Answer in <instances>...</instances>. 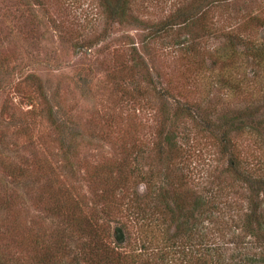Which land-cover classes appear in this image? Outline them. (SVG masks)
I'll list each match as a JSON object with an SVG mask.
<instances>
[{"label":"rangeland","instance_id":"1","mask_svg":"<svg viewBox=\"0 0 264 264\" xmlns=\"http://www.w3.org/2000/svg\"><path fill=\"white\" fill-rule=\"evenodd\" d=\"M180 1L131 0L130 16L115 21L101 0H0L1 257L24 264L46 259L49 264H98L74 243L78 232L72 231L68 240L73 228L59 215L61 199L65 204L77 200L87 218H103L104 206L96 199L111 173L118 194L126 193L111 218L129 219L125 204L132 192L138 197L135 206L147 202L149 207L150 199L139 195L148 187L155 194L165 184L162 166L154 159L163 117L180 149L173 160L185 167L182 173L198 177L207 166L213 168L215 145L184 111L199 109L213 116L214 106L237 102V96L216 83L215 52L226 45L228 29L233 41L240 40L235 49L242 57L236 64L245 60L236 73L239 87L256 93L251 103L264 102L259 85L264 84V66L244 53L246 45H264V0L220 2L207 19V33L176 26L156 33L148 27ZM250 15L254 18L247 21ZM233 141L241 159L256 161L259 152L252 139L242 134ZM124 154L129 155L122 167ZM17 166L24 168V177ZM119 168L129 173L123 187ZM199 183L207 187L208 180ZM226 198L236 201L223 191L221 200ZM243 204L209 214L212 221H201V214L195 228L216 242L226 241L230 233L221 232L223 227L217 233L213 221L239 217ZM148 211L129 225L131 238L145 228L141 220ZM107 223L103 221L105 229ZM158 240L151 238L146 246L155 248ZM177 243L168 241L165 247L160 242L143 264H182ZM65 244L71 246L60 251ZM225 251L231 253L228 245ZM130 263L141 264L139 259Z\"/></svg>","mask_w":264,"mask_h":264},{"label":"trees","instance_id":"2","mask_svg":"<svg viewBox=\"0 0 264 264\" xmlns=\"http://www.w3.org/2000/svg\"><path fill=\"white\" fill-rule=\"evenodd\" d=\"M130 1L101 0L100 3L105 9L107 17L118 21L122 17L130 16L126 13ZM222 1L224 0H181L180 4L173 6L164 19L148 27H155L156 33L175 26L189 32H206L209 30L206 25L209 15L212 11H216L214 7ZM252 18L254 15H250L247 21ZM130 19L136 21L134 17H130ZM230 32L231 30L228 29L224 34L227 38L226 45L220 51L215 52L219 61L216 83L221 87L228 88V93L231 96H237V102L233 105L214 106L216 108L213 110L216 114L213 116L204 114L199 109L184 111L187 116L193 118L198 130L203 129L208 132L211 145L216 147V151L214 150L215 165L212 169H208L207 166L203 174L198 177L182 173L185 167L180 166L179 161L173 160L179 155L180 149L176 146L173 130L168 124L166 125V119L163 117V126L160 125L155 143L154 157L156 156V158L154 159L162 166L163 176L160 180L167 186L164 184L159 188L160 191L153 194L151 191L149 192V182L143 184L148 188L139 196L150 199L149 207H147V202L143 207L135 206L132 202L136 201L138 197L135 192H132V196L129 195L125 204L128 208L126 214L129 219L119 221L116 218H111L115 208L117 209V206L121 204L126 194L124 191L122 194H118L117 181L114 182L111 173L105 190L96 199L104 206L102 219L87 218L80 211L81 208L77 200L73 198H69L67 204H65L67 200L61 199L63 202L62 206L58 207L59 215L62 216L66 225L73 228L68 235V240L72 237V231L73 233L74 231L78 232L79 235L75 236L74 243L91 252L94 262L98 264H131L130 262L139 259L143 264L147 262L146 257L152 256L159 247L160 242H163L166 247L168 241L174 244L178 240L176 250L183 254L182 264H264V102L262 104L257 101L251 103L252 97L256 96V93L242 90L241 86L239 87L240 81L236 79V73L245 60L242 59L240 63L236 64L237 60L242 57L241 53L235 49L240 40L238 38L233 41L234 36ZM241 44L243 43L241 42ZM244 53L245 56H250L254 60V64L264 66V45H246ZM234 71H236L235 74ZM262 84L263 82L259 81L260 90H264V84ZM241 95L243 98L238 101ZM248 99L250 100L248 101ZM242 134L252 139L259 152L255 162L241 159L238 150H236L233 138ZM128 155L122 156V167L127 165ZM16 169L19 177H24V168L17 166ZM188 169L186 167V170ZM117 170L120 171L119 186L123 187L128 181V170L125 168ZM130 172L137 179L134 170ZM186 173L188 172L186 171ZM189 173L192 174L190 169ZM200 180H208L207 187L202 186L199 183ZM154 184L159 186L156 182ZM223 191H227V197L233 194L236 201L233 198L221 200ZM119 195H121L120 198ZM201 195L206 197L202 199ZM238 203L239 205L245 204L239 217L230 219V221L222 220L218 223L217 220L213 221L216 224L214 228L217 233L220 231L219 227H223L221 232L227 230V233H230L226 241L221 238L222 242H216L213 237L209 238L205 232L195 228L201 214L203 216L201 221L204 218L212 221L208 218L209 214H223V209L235 207ZM220 208L222 209L220 210ZM148 209L150 210L148 211ZM146 211L148 212L145 214V219L141 221L147 231L145 228L136 231L137 241L135 242V238H131L129 225L135 224L134 218H138L140 212ZM80 218L83 220L82 223ZM103 221L111 222L107 223L108 226L105 225L107 229L104 228ZM149 234L152 235L149 236ZM151 238L159 240L155 248L150 249L146 244H149ZM106 239L111 240V245L107 244ZM227 245L231 253L226 255ZM70 246L71 244H65L60 251H67ZM141 256L144 257L140 259ZM47 261L46 259L41 264H49ZM0 264L24 263L10 261L0 256Z\"/></svg>","mask_w":264,"mask_h":264}]
</instances>
